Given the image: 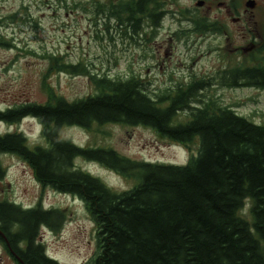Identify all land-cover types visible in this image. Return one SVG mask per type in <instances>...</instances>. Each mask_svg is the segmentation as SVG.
Segmentation results:
<instances>
[{"label":"trees","instance_id":"16d2710c","mask_svg":"<svg viewBox=\"0 0 264 264\" xmlns=\"http://www.w3.org/2000/svg\"><path fill=\"white\" fill-rule=\"evenodd\" d=\"M163 3L119 0L107 11L137 34L143 24L159 26ZM193 22L195 32L219 31L214 22ZM3 39L0 35V46H9ZM253 58L255 63L221 72L219 84L264 90V55ZM48 59V74L87 75L96 92L73 101L51 94L44 104L0 110V121L8 124L35 118L46 144L32 149L22 133L0 134V155L17 156L42 186L84 203L97 242L85 264H264V124L212 98L205 101L211 83L204 79L152 95L136 76H100L81 62ZM183 112L187 120L174 124ZM107 123L145 126L188 149L197 140V155L185 165L134 161L112 148L78 147L60 136L65 126L89 130ZM76 158L97 162L134 184L112 190L77 168ZM3 174L0 164V178ZM247 200L250 221L239 213ZM63 218L59 209L0 201V229L14 250L19 247L20 264H59L38 237L41 227L58 230Z\"/></svg>","mask_w":264,"mask_h":264},{"label":"rangeland","instance_id":"374dc122","mask_svg":"<svg viewBox=\"0 0 264 264\" xmlns=\"http://www.w3.org/2000/svg\"><path fill=\"white\" fill-rule=\"evenodd\" d=\"M118 1L0 0V35L10 44L0 46V110L29 102L44 104L51 94L73 101L96 92L87 75L48 74V57L54 55L65 63L81 62L100 76H136L152 95L180 83L204 79L211 83L204 92L205 101L212 98L254 123L264 124V90L219 84L221 72L255 63L253 57L264 55V50L260 51L264 42V0L239 23L231 21L213 3L209 9H200L203 4L198 6L197 0H164L159 26L143 24L137 34L107 11ZM240 1L225 3L231 6ZM244 7L252 9L246 4ZM198 19L214 22L219 31L195 32L193 20ZM186 112L180 113L174 124L187 120ZM13 132L22 133L32 149L46 145L41 125L33 117L12 124L0 121V134ZM60 136L78 147H109L131 160L152 163L185 165L198 151L197 140L188 149L145 126L107 123L89 130L65 126ZM0 164L4 170L0 201L13 202L23 209L40 204L45 210L54 208L63 213L58 230L39 229L38 241L46 255L59 264L87 263L97 252V242L96 225L84 203L41 186L30 166L13 154H1ZM75 166L115 191L134 184L97 162L76 158ZM249 208L247 200L239 212L248 221ZM0 254L1 264H14L1 246Z\"/></svg>","mask_w":264,"mask_h":264},{"label":"flooded vegetation","instance_id":"af4514ba","mask_svg":"<svg viewBox=\"0 0 264 264\" xmlns=\"http://www.w3.org/2000/svg\"><path fill=\"white\" fill-rule=\"evenodd\" d=\"M197 1L203 2V6H201L200 9L204 7H207L209 9L210 7H212L211 6L212 3L215 4L218 7V9L225 11V15L229 16L231 18V21H234L236 23H239L240 21L247 19L248 15L252 14V12L259 6V2H260V0H241L239 4L236 2H232L231 6H229L225 3L226 0L223 1L197 0ZM250 1L254 3L252 9L245 8L244 4ZM0 246L2 247L4 254L9 258V260H11L12 263L14 264L22 263L17 253V250L19 251L18 246H16V250H14L6 237H2V240H0ZM1 261H3V258L2 255L0 254V264Z\"/></svg>","mask_w":264,"mask_h":264},{"label":"water","instance_id":"95a60500","mask_svg":"<svg viewBox=\"0 0 264 264\" xmlns=\"http://www.w3.org/2000/svg\"><path fill=\"white\" fill-rule=\"evenodd\" d=\"M202 4H203L202 1L197 2V5H198V6H201ZM253 4H254V3L250 1V2H247V3H246V6L249 7V8H252V7H253ZM0 235H1V236H4L3 233H2L1 231H0Z\"/></svg>","mask_w":264,"mask_h":264}]
</instances>
